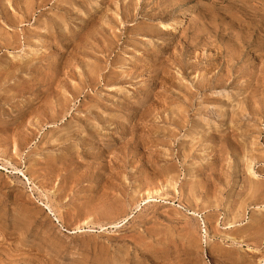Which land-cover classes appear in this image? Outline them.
I'll list each match as a JSON object with an SVG mask.
<instances>
[{
    "label": "rangeland",
    "instance_id": "1",
    "mask_svg": "<svg viewBox=\"0 0 264 264\" xmlns=\"http://www.w3.org/2000/svg\"><path fill=\"white\" fill-rule=\"evenodd\" d=\"M0 264H264V0H0Z\"/></svg>",
    "mask_w": 264,
    "mask_h": 264
},
{
    "label": "bare ground",
    "instance_id": "2",
    "mask_svg": "<svg viewBox=\"0 0 264 264\" xmlns=\"http://www.w3.org/2000/svg\"><path fill=\"white\" fill-rule=\"evenodd\" d=\"M7 3V2H6ZM14 22V21H13ZM252 176V175H251ZM245 180V179H244ZM245 185V184H244ZM260 188H258V190H259ZM256 193V192H255ZM249 244V243H248Z\"/></svg>",
    "mask_w": 264,
    "mask_h": 264
}]
</instances>
